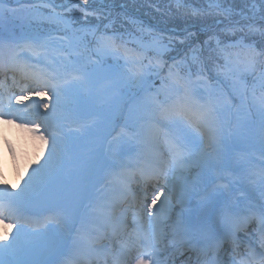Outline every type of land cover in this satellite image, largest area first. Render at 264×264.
I'll return each mask as SVG.
<instances>
[{
    "label": "snow or ice",
    "instance_id": "snow-or-ice-1",
    "mask_svg": "<svg viewBox=\"0 0 264 264\" xmlns=\"http://www.w3.org/2000/svg\"><path fill=\"white\" fill-rule=\"evenodd\" d=\"M58 7L63 8V5L51 2L39 5V8L49 10L48 19L62 26L60 30L65 32L63 39L67 40V45L58 50L61 54L68 49L78 53L81 48L87 49L89 44L94 42L98 57L95 61L97 70L103 58L110 56L117 63L104 70L109 79L145 90L155 88L151 105L152 112L159 117V121L149 123L147 135L148 139L157 145L162 140L167 160L146 161L135 170L133 174L138 173L145 183H159L161 180L167 183L169 172L175 176L177 172L187 169L192 161V146L197 142V137L185 141L170 136L159 127V122H182L199 136L207 135L209 143H220L219 112L222 101L215 94L204 71L202 53L205 49L214 56L218 76H231L235 66L243 64L246 70L253 74L258 72L260 86L264 89V23L258 26L255 22L257 14L260 21L264 22V0H260L259 7L255 3L252 4L251 15L243 10L236 11L232 7H224L215 0L206 10H194L195 15L223 17L211 25L204 26L206 39L202 44L196 42L197 33L188 28L173 30L168 34L141 28L139 36L129 33L125 39L123 35L108 33V28L115 23L114 19H109L111 13L105 17L109 22L103 25V30L100 24L93 26L87 21V17L96 14V10L88 6V0H83V5L76 3L72 8L66 9L68 12L75 10L81 14L73 20L66 19L62 12L57 11ZM10 11L13 10L7 7L4 0H0V17ZM237 16L239 19L234 18ZM78 20L86 22L75 27ZM221 24L223 27L218 28ZM69 32L71 36L68 35ZM89 36L93 38L92 41H89ZM255 36L260 38L259 48L257 41L251 39ZM130 44L134 46L130 47ZM13 47L27 49L32 57L36 58V63L23 59L19 53L6 54L5 49ZM172 52L176 55L168 56ZM51 55L48 45L40 40H27L22 43L0 41V76L4 77L0 79V122L16 124L18 128L34 135L38 134L42 146L48 149L47 158L43 162L37 159V166L32 167L19 192L12 189L6 180L0 179V223L9 221L10 223L5 225L6 229L16 227L15 234L8 242L3 241L9 233L6 230L0 232V264H30V261L23 258L30 250V241L26 240L24 235L25 204L33 193L51 184L64 164V136L61 129L54 126L49 118L55 113L58 118L71 120L72 110L67 107V102H64L67 90L70 87H82L87 83V77L92 74L73 66L70 60L67 64L62 63L55 71L42 70L36 66L41 58L47 59ZM169 59L171 63L168 62ZM121 60L122 65L119 63ZM193 67L198 69L195 73L196 79L203 81L206 94L194 86ZM9 74H12L11 85L7 82ZM153 77L159 80V87H156ZM13 87L19 89V95L12 91ZM33 97L49 99L41 102ZM26 100L32 101V105L17 107ZM41 108L43 112H40ZM258 114L260 133L264 138V94L258 99ZM39 117H43L44 132H40ZM17 121L19 123H16ZM5 142L8 143L7 140ZM8 150L15 162L16 152L10 144ZM5 166L6 160L0 155V177ZM123 174L122 168L118 175L122 177ZM216 179L217 177L212 176L209 171L207 177L201 176L187 186L177 188L173 184L171 190L157 191L152 196L151 203L147 205L153 220L160 211L156 205L162 196V207L171 208L174 200L182 206L170 231H165L167 225L161 221L153 230H145L136 225L123 239L117 234L118 246L114 250L103 248L111 256L113 264H171V259L166 255L169 248L180 252L181 255L185 251L195 252L196 264H264V194L261 195L259 204H244L242 200L247 199L244 192L240 191L239 196L234 195L228 184L216 185ZM261 183H264V178ZM193 198L198 200L201 211L207 214L206 219L193 220L184 217L183 206ZM53 219L58 221L60 217ZM217 219L225 226L222 233H218L213 226ZM240 233H243V236H240ZM104 239V236L96 237L92 241L93 246ZM253 244L259 246V252ZM225 245L230 246V251ZM241 245L245 246V250L237 260L235 254ZM220 252H224L229 259L220 257ZM188 259L192 261L191 256ZM50 264H56L55 260Z\"/></svg>",
    "mask_w": 264,
    "mask_h": 264
},
{
    "label": "rangeland",
    "instance_id": "rangeland-1",
    "mask_svg": "<svg viewBox=\"0 0 264 264\" xmlns=\"http://www.w3.org/2000/svg\"><path fill=\"white\" fill-rule=\"evenodd\" d=\"M6 1L7 2L4 0L7 7L13 11H10L0 17V36L2 35V37L8 36L15 38L20 43L27 40H40L45 42L49 49L51 48L55 51H58L61 47H66L67 40L63 39L65 32L60 30L62 26H58L48 19L47 13L49 10L47 8H39V5L43 2L51 1L57 5H63V8L57 11L62 12L68 20L76 19L81 14L75 10L68 12L66 9L72 8L73 4L76 3L83 5V0H36V3L39 5L29 8L23 6L26 4L24 2L27 0ZM212 2H214V0H88V6L91 9L96 10V14L87 17V21L93 26L97 24L103 26L108 24L109 21L108 19H105V17L111 13L109 19L115 20V23L112 24V26L116 29L113 28L114 30H112V27L110 26L108 32L123 35L125 39L128 38L129 33L139 36L141 34L139 29L141 28L154 29L163 34H168L173 31L172 28H174V30H179L183 29L187 25L186 21L192 19L188 10L195 15L194 10H206ZM215 2H219L224 7H232L236 11L243 10L249 15H251L250 9L253 3H255L257 7L260 5V0H215ZM185 8L187 10L186 12L183 11ZM166 14H170L172 20L169 19V17L164 18ZM234 18L239 19L238 16ZM218 19H223V17L202 15L201 21L187 28L190 29L194 27L191 31L197 33L196 42L202 44L203 40L206 39L204 32L199 33V29L197 31L194 29L203 25L202 22L206 23V25H211ZM85 22V20H78L75 27H79ZM255 22L258 26L261 23H264L260 21L259 14H257ZM222 27V24L218 26V28ZM21 34H23V36H21ZM199 34L202 37H199ZM68 35L71 36V33L69 32ZM145 38L147 39L146 34ZM251 39L256 40L259 44V36L252 37ZM129 46L133 47L134 45L130 44ZM23 50L30 53L27 49ZM55 51H52V55L47 59L51 63H53V61L55 62V64H53L54 66L56 65V69L59 68L62 63L67 64L70 60L73 66L80 67L88 73H92L87 77V83L85 85L79 88L70 87L64 97V102H67V107L74 111L72 112V119L74 120L77 118V114L75 113L77 112L78 116H85L86 120L83 122L86 121L87 125H91L93 122L92 116L95 115L94 113L100 114L106 123L105 127L102 128V130L105 131L111 126V122H113L117 116L121 115L127 96L130 93H134L137 90L141 91L143 89L131 85H125L116 80L109 79L104 70L109 69L117 63V61L110 56L103 58L102 64L99 66V70H97L98 65L95 61L98 57L95 47L94 50L81 48L78 53H73L71 52V49H68L67 51H64V53H68L67 55L64 53L61 54L59 51L58 54H55ZM205 51V59L208 60L211 58L213 61H206V64H204L208 67L215 66L213 54L207 49H205ZM222 62L223 61H221V63ZM119 63L122 65L123 61L121 60ZM93 70L97 71L93 72ZM192 71L193 80H195L194 76H196L195 73L198 69L193 67ZM221 77H223L224 81L228 83V87L237 94V102L232 103V100H222V93L218 92L216 87L213 89L222 101L220 116L224 117V121L222 120L224 128H222L223 130L221 131L220 143H215L216 151L214 153H210L209 156L204 159L202 164L199 167H196L195 170L205 177H207L209 171L212 176H215L216 174L226 170V173L230 175L228 177L232 178L231 187H229L232 188L233 186L236 192H240L241 189L238 188L237 184H235L236 182L233 180V175H235L236 181L239 179L237 177L242 178V172H246L249 168L248 164L250 159L252 160V165L255 164V160L263 164V158L255 154L254 151L251 150L250 152H245L249 150L248 147H250L251 143L253 144L252 140L247 141V136L249 137V135L245 134H248L247 130L255 119L257 125L260 126L258 99L262 94H264V89L260 86L258 74L254 76L252 72L246 70L243 64L235 66L231 76L225 77L221 75ZM157 81L158 83H156V87H159V80ZM152 96L148 94V90H144L141 94L140 101L134 103V105L130 107L131 110L128 112V117L126 116L125 122L137 124L134 112L138 113V115L142 117L145 115L150 117L149 115L153 113L151 105ZM53 115L57 114L54 113ZM52 117L55 118V116ZM40 118L41 117H39V120ZM54 118L52 119L53 122ZM56 119L59 120L58 116H56L55 120ZM63 121V119L60 121L58 127L63 125ZM229 128H231L230 132L233 137V143H231V145H229L227 141V130ZM98 129L95 130L94 127H89V129L84 132H80L75 129L72 131L68 130L70 132L66 135L67 138L64 136L65 152L62 169L48 187L33 193L32 197L25 204L32 209L33 213H47L48 210L52 211L50 208L55 206L67 210L72 208L73 211L76 210L77 212V198L83 199V194H86L88 191L96 188V185L91 187L89 183V181L91 182L96 176L95 168L97 169L98 167L99 169L100 166L99 171L101 168L102 170L105 169L109 161L114 162L120 158V152H126V148L128 147V142L126 140L123 138L115 139L114 141L106 140V136H104L102 131L100 132L102 135L98 137V140L95 142L88 140H85V142L81 141L80 144L83 145L84 151H87L85 147L93 146L95 153L93 156L85 157L89 161L87 166H82L86 163V160H84V162L80 165V167L82 166L83 168L78 169L79 162L78 160L75 161L77 156V146L74 143V138L80 140L86 135L93 137L94 135L100 134ZM224 130L225 133H223ZM14 136H16L17 139H21L23 143V150L19 152L18 157L20 167L17 166L19 167L18 169L15 168L16 166L13 167V172H10L11 181H8L12 186V189L19 192L20 188L23 187L24 180H26L28 174L31 173L32 167L37 166V159L43 162V160L47 158L48 149L47 147L42 146V142L38 139V136L27 132L26 130L21 131V129H19L14 132ZM194 144L199 145L196 149L197 151L192 154V159L200 158L204 145L203 143L198 142H195ZM26 158H31L30 164L27 163ZM102 158L103 160L100 162V159ZM197 163L198 161L192 160L190 164L196 166ZM28 165H31V167H28ZM228 168H230L232 172L229 171ZM17 177H20L21 183L19 180L15 181ZM183 178L184 186L191 184L192 181L190 177L184 176ZM0 179L3 178L0 177ZM243 181L247 188L253 186V182L249 181L248 178L243 177ZM86 182L89 184L86 185ZM96 182H99V186L105 182L104 178L101 177V174L97 177ZM79 184L84 188L82 187V189H80ZM1 227L3 228V231H8V228L6 229L1 225L0 229ZM74 228L75 225L71 226L69 222H66L65 228L59 227L57 235L60 236L59 233L61 232L62 238L60 243H67L69 232H73ZM38 230L40 229H35L33 231L36 232ZM33 231H25L24 233L25 239L30 241V250L23 258L30 261L31 264H43L44 257L46 255H51V253L54 252L53 248L55 245L49 240L50 237L48 238L46 234L40 236L38 233H34ZM39 237H43L45 240L50 242L45 244V242L39 239ZM10 240L11 238L6 237L3 242H8ZM36 249L41 251L40 255H37L34 252Z\"/></svg>",
    "mask_w": 264,
    "mask_h": 264
},
{
    "label": "bare ground",
    "instance_id": "bare-ground-1",
    "mask_svg": "<svg viewBox=\"0 0 264 264\" xmlns=\"http://www.w3.org/2000/svg\"><path fill=\"white\" fill-rule=\"evenodd\" d=\"M9 51H10L9 49H5L6 54H8ZM24 59L27 60L26 58ZM50 95L51 94H49V97ZM49 97H41L37 99L48 101ZM30 102L31 101L26 100L24 101V104L22 105L23 106L27 105ZM15 129L16 127L13 124L8 125V124L3 123L2 126L0 127V130L6 132L7 134L11 136V141L9 144L11 145L12 149H14L16 152V160L15 162H13L12 154L5 149V146L3 145L0 139V155H2L6 160V166L3 171L2 178L6 180L8 183L9 181H11L10 172L11 171L13 172L12 170L13 167L16 166L15 167L16 169L20 167V163L18 159L19 157L18 149L20 148V145L22 146V142H21V139H17V137L13 135V130ZM206 137L207 135H205L203 152L201 153V157L192 159L194 161H198L197 165L193 166L192 164H189L187 169L177 172L175 176H173V174L169 172L167 176L168 182L167 183L164 182L162 185L163 190H171L173 187V184H175L177 188L184 187L182 185L184 181V178H183L184 176L190 177V178L193 177L196 179L199 177L198 175H200V173H198L195 170L196 167H199L204 161V159L209 156L210 153H214V144L209 143L208 137L207 138ZM162 144L163 143L161 142L159 143L160 149L165 147ZM7 149H9V147ZM143 160H144L143 157L133 156L130 159H128V163L126 166H118L116 168L113 167L112 168L113 175L110 173L105 175L108 177L107 185L104 186L100 192L99 190L96 191V195H99V196L103 195L102 198L104 199L102 201L98 200V201L93 202L91 205L94 207V209L88 210L89 211L88 214L91 217H94V218L99 217L96 221L98 224L94 223V224H90L87 226L86 225L87 220L85 218L86 212H85L82 216L83 218L81 219V221L79 222V224L77 225L75 229L77 232V235L74 237L71 236L72 242H71V246L69 250V254H70L69 257L67 255L66 259L58 260L59 263L61 264H84L85 260L89 262L92 258L89 253H92V252L88 251L90 247L86 249L85 246H91L92 241L96 237H98V235L91 236L92 233L95 232L96 230H99L100 231L99 233L101 234L103 233L104 236H106V232H107V236H110L112 230H114V233L116 232L118 235L125 234V232H126L125 235H127L128 233L132 231L131 227H135L136 225L142 226L145 230H153L156 228V226L161 221H163L167 225L165 231H170L173 221L177 218V214L181 212L182 206L179 202L174 200L173 206L171 208H164L161 206L162 200L157 201L156 208L159 209L160 211L158 212L156 219L155 220L152 219V212L147 211L146 204L144 203L146 202L144 201L145 200L144 195L145 194L147 195V193L149 195L150 194L149 189L151 190V188H149L148 185L140 184V182H138V180H140L138 173H136L135 175L133 174L135 170H137L136 168H139L145 164V161ZM159 160H167V155L165 153L160 154ZM122 168H123L124 174L121 177L120 175H118V173L121 172ZM114 169H117V170L115 171ZM16 180H19L20 182V177H17L15 181ZM161 181L159 182V184L161 183ZM154 185H157L156 181L154 182ZM165 192L167 195V191ZM96 195L93 196L92 200H94V197ZM153 211H155V209H153ZM41 219H44V218L41 217ZM189 219L195 220L197 218L195 216H191ZM149 221H150V224H153V225H152V228L147 229V227H144V224ZM220 224L222 223H219V225ZM0 226H1V223H0ZM223 230H221L218 233H222ZM0 231L2 230L0 229ZM239 235H241V233ZM106 247H108V243L107 242L102 243L100 245L101 249L99 250V252L103 253L104 251L103 248H106ZM86 253L87 255L85 256ZM184 255L186 254L184 253ZM107 257L112 259L111 256L109 255ZM69 258L71 260H69ZM70 261L73 263H71ZM59 263L56 262V264H59Z\"/></svg>",
    "mask_w": 264,
    "mask_h": 264
}]
</instances>
